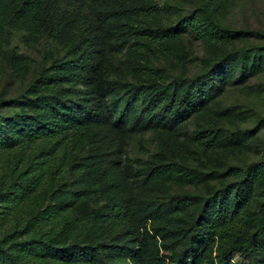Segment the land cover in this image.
<instances>
[{"label": "trees", "instance_id": "16d2710c", "mask_svg": "<svg viewBox=\"0 0 264 264\" xmlns=\"http://www.w3.org/2000/svg\"><path fill=\"white\" fill-rule=\"evenodd\" d=\"M202 1L200 9L180 16L175 24L152 25L155 6L150 0H0L7 21L15 19L32 31L41 30L66 52L48 66L44 58L41 73L29 84V89L43 87L46 94L0 100L18 108L8 117L0 114V178L7 180L0 188V264H214L216 240L227 246L215 264H238L234 259L254 264L259 255L264 257V200L257 205L254 221L248 209L255 189L264 186V139L255 161L222 171L234 178L229 183L206 196L167 195L165 204L130 202L106 163L94 173L93 165L80 163V178L89 182L100 177L114 196L104 217L116 234L110 244L75 247L72 240L63 248L56 247L58 237L70 226L99 216L83 204L71 221H60L64 209L58 202L50 203L60 190L50 191V187L67 171L72 141L89 140L93 129L127 120L140 100L147 112H160L171 126L179 127L214 93L212 88L205 90L204 81L222 70L246 66L249 59L264 52V44L231 48L211 59L197 79H182L183 88L171 90L158 78L146 84L106 78L110 51L124 39H132V50L138 53L149 44L175 38L184 29L205 43L237 38L240 31L221 24L211 0ZM64 84L87 87L80 103L61 99ZM108 135L115 137L111 131ZM41 143L47 146L44 157L37 148ZM217 143L212 138L201 140L208 148ZM20 149L33 151V159L42 157L41 161L32 165L20 159L11 162L9 156H18L15 152ZM56 152L59 157L49 158ZM205 175L194 174L184 164L155 163L148 166L143 184L155 189L194 185L205 180ZM46 190L45 206L26 216L29 202ZM190 199L202 201L196 218L187 223L183 217ZM33 221L46 226L29 236Z\"/></svg>", "mask_w": 264, "mask_h": 264}, {"label": "rangeland", "instance_id": "374dc122", "mask_svg": "<svg viewBox=\"0 0 264 264\" xmlns=\"http://www.w3.org/2000/svg\"><path fill=\"white\" fill-rule=\"evenodd\" d=\"M150 1L155 6L152 25L175 24L180 16L191 15L203 3L202 0ZM211 3L222 25L240 31L237 38L205 43L193 31L184 29L175 38L165 39L161 44H149L138 53L132 50V39H124L118 48L110 51L106 78L127 80L133 84H146L150 79L158 78L168 90L183 88L185 81L182 79L187 82L197 79L208 68L211 59L229 49L264 44V0H211ZM4 15L0 8V100L33 99L38 94H46L43 87L29 89V84L41 73L44 58L48 66L53 59L64 57L65 49L41 30L32 31L15 19L7 21ZM203 86L205 90L214 89V93L179 127L171 126L160 112H147L145 103L140 100L132 106L133 114L127 120L93 129L89 140L71 142L67 171L50 187V191L55 187L60 189L51 197L50 203L58 202L64 209L58 219L60 221H71L76 209L83 204L98 211L99 216L70 226L58 237L56 247L63 248L72 240H75V247L110 244L116 234L110 230L104 217L114 196L100 177L89 182L80 178L77 170L80 163H87L90 168L93 165L92 173L106 163L128 201L157 205L165 204L167 195L172 194L209 195L214 188L234 179L228 173L222 174L228 166H241L260 156L264 139V52L260 57L249 59L246 66L217 72L216 76L204 81ZM86 89L83 85L64 84L61 99L80 103ZM17 111L16 106L0 104L3 116L8 117ZM109 131L115 134L114 138L110 139ZM209 138L217 141V146L208 148L201 145L202 139ZM37 148L44 157L47 146L41 143ZM22 150L15 152L18 156L15 154L8 159L11 162L20 159L29 165L41 161L42 157L33 159L36 155L33 151ZM54 156L59 157L60 153L56 152L49 158ZM155 163L184 164L194 174H206L205 180L194 185L150 188L143 184V179L148 166ZM95 177L91 175V178ZM6 184L7 180L1 177L0 188ZM48 193L49 190L37 193L27 205L25 215L31 210H41L48 202ZM262 200L264 186L259 185L248 208L252 221ZM201 201L190 199L183 217L187 223L196 218ZM32 224L29 236L46 226L34 221ZM226 246L227 243L215 241L214 264ZM13 251L16 253L18 249ZM59 255L56 253L55 257L59 258ZM234 261L240 263L236 259ZM254 264H264V257L259 255Z\"/></svg>", "mask_w": 264, "mask_h": 264}]
</instances>
